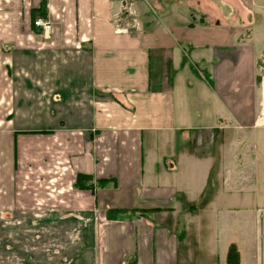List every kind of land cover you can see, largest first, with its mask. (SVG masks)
I'll list each match as a JSON object with an SVG mask.
<instances>
[{"label":"crops","instance_id":"0c3cea01","mask_svg":"<svg viewBox=\"0 0 264 264\" xmlns=\"http://www.w3.org/2000/svg\"><path fill=\"white\" fill-rule=\"evenodd\" d=\"M41 2L0 0V264H264V0Z\"/></svg>","mask_w":264,"mask_h":264},{"label":"trees","instance_id":"16d2710c","mask_svg":"<svg viewBox=\"0 0 264 264\" xmlns=\"http://www.w3.org/2000/svg\"><path fill=\"white\" fill-rule=\"evenodd\" d=\"M42 17L43 19H46V9H45V0H42L40 7L37 10H33L32 11V19L33 21L36 19V17ZM85 181L88 182L90 181V178L82 175V174H77V178L76 181L74 183V187L75 188H89L90 185H86L83 182ZM232 257L234 258V264H239V257H238V253L236 251V248L234 245H231L228 249V253H227V264H232Z\"/></svg>","mask_w":264,"mask_h":264},{"label":"rangeland","instance_id":"374dc122","mask_svg":"<svg viewBox=\"0 0 264 264\" xmlns=\"http://www.w3.org/2000/svg\"><path fill=\"white\" fill-rule=\"evenodd\" d=\"M262 66L264 67V64H262ZM260 81V80H259ZM259 84H258V90H259V92H261V90H262V96H263V99L261 100V97L259 96V100H261L262 101V115H261V117L263 118L264 117V81H263V83H262V89H261V85H260V83L261 82H258ZM260 102V101H259ZM8 109H3V111L2 112H0V115H3V112L4 111H7ZM10 112H11V110H10ZM264 122V121H263ZM249 132H251V134H255V135H257V137L259 138V136H263L264 137V127H259V128H257V129H254V130H250ZM253 148V147H252ZM259 148L260 149H262V150H264V141H262L261 142V144L259 145ZM255 151V150H254ZM256 152V151H255ZM262 176H264V172H263V174H261Z\"/></svg>","mask_w":264,"mask_h":264},{"label":"built area","instance_id":"2783aa9c","mask_svg":"<svg viewBox=\"0 0 264 264\" xmlns=\"http://www.w3.org/2000/svg\"><path fill=\"white\" fill-rule=\"evenodd\" d=\"M33 26L36 28H40L44 35L48 34L51 29L49 22L46 19H43L42 17H37L33 21ZM260 70H263V68H260ZM263 81H264V74L262 76L261 82L263 83Z\"/></svg>","mask_w":264,"mask_h":264}]
</instances>
